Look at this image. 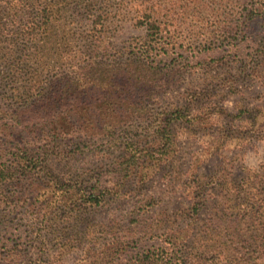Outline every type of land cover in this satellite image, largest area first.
I'll return each instance as SVG.
<instances>
[{
  "label": "rangeland",
  "instance_id": "rangeland-1",
  "mask_svg": "<svg viewBox=\"0 0 264 264\" xmlns=\"http://www.w3.org/2000/svg\"><path fill=\"white\" fill-rule=\"evenodd\" d=\"M45 9L54 12L56 25L53 34L47 28L36 40L45 87L79 71L90 57L107 64L145 58L166 72L156 78L147 73L155 78L149 86L61 80L48 104L56 96L65 104L61 111L89 104L84 113L97 125L112 112L123 113L122 133L147 147L156 145L164 114L176 106L190 114L172 123L169 152L141 160L118 186L105 180L102 168L123 147L82 154L62 141L47 169L24 182L23 189L33 187L32 204L29 191L9 198L0 191V231L21 229V235L12 229L8 242L0 232V264H111L116 257L115 264H131L145 246L164 244L170 233L188 240L192 264H264V0H0V107L17 94L9 86L15 81L7 46L13 40L30 44L16 28L45 21ZM148 20H157L162 31L141 54L142 44L155 36ZM17 79L24 90L30 77ZM104 97L111 100L106 112L97 105ZM38 108L32 123L45 120L46 109ZM61 111L46 118H62ZM75 111L71 116L78 119ZM134 114L140 118L126 124ZM100 132L84 134L97 140ZM98 180L103 196L91 205L83 194ZM62 182L74 190L59 189ZM249 192L256 197L248 204ZM196 202L201 207L195 211Z\"/></svg>",
  "mask_w": 264,
  "mask_h": 264
},
{
  "label": "trees",
  "instance_id": "trees-1",
  "mask_svg": "<svg viewBox=\"0 0 264 264\" xmlns=\"http://www.w3.org/2000/svg\"><path fill=\"white\" fill-rule=\"evenodd\" d=\"M53 14L54 12L45 9L43 15V17H46L45 21L35 18L34 20L22 22L23 28H16L15 33L17 37L23 36L27 38L30 44L28 42L22 44L13 40L9 42L10 46H7L8 52H6L8 68L12 70L11 77L15 81L9 85L12 92L11 95L14 96L13 93L15 91L17 94L13 98L7 97L3 100V105L0 107V120H4L3 123H0V191L3 192L5 198L14 196L17 193L27 196L29 191L27 197L30 204L33 203L36 196L35 193L32 194L33 187L23 189L27 176L40 175L43 170H46L48 160L52 157V154H55L56 148L61 145L62 141L70 143L68 146L71 147L73 152L82 154L96 150L105 151L116 146L123 147L125 151L118 158L112 160L110 166H103L104 168H102L106 169L104 173L105 180H109L115 186H118L131 176L132 171L138 167L141 160L152 161L167 154L174 144L171 131L172 123L182 120L190 114L187 108L178 106L164 114L160 118V124L155 131L156 145L147 147L142 145L141 142L134 141L133 137L127 135V133L125 135L122 133L124 124L121 125L120 120L124 119L123 113L112 112L113 117H109L108 122L97 125L84 113V110L90 107L89 104L83 107L71 108L68 111H61L65 104L60 103V96L54 97L55 101L48 104L50 93L57 91L54 87L61 80H66L73 84L74 82H82L85 79H92L93 83L99 87L103 85H111L113 87L124 84L149 86L154 85L153 82L157 76L166 73L162 66L151 64L152 62L145 60V58L130 57L125 60H113V62L107 64L104 61L90 57L87 65L78 67L79 71L76 69L72 73V70L69 73H64L58 78L57 83H49L48 87H45L42 78V66L39 60L41 45L37 44L36 40L39 34H44L48 31L47 28L50 33L55 31L56 25L52 19ZM11 21H14V19ZM247 21L245 18L243 23H247ZM43 22L47 25L46 28L43 26ZM146 23L149 30L154 29L155 36L152 34L153 40L149 44H142V47L138 50L141 54L149 51L148 46L157 40L158 35L162 31L157 20H148ZM37 28H40V30L36 31ZM96 41H98L99 47L104 43L102 39H97ZM147 73H151L155 78L148 76ZM24 76H29L30 79L27 80L29 84H26L23 90L20 86H17L16 79H21ZM162 79L163 77H161ZM92 90L96 91V89ZM110 102V99L104 97L97 105L101 107L102 112H106L104 106L105 104L109 105ZM130 104L135 105L133 102ZM41 106L46 109V113H44L45 120L32 123V113L41 112L38 108ZM55 109L61 111L64 117L46 118V115L51 114ZM71 110H76L75 112L79 116L78 119L77 117L72 118ZM139 118V115L134 114L127 118L129 120H126L125 123L133 122ZM93 129L103 131L97 134V140L84 134V131ZM100 182V180L96 181L89 187V191L84 192L83 197L87 203L94 205L101 201L103 192L101 191V194L98 192L101 190ZM57 186H61L59 189L67 193L74 190L73 185L69 182H62L57 184ZM12 190L13 193L10 194ZM5 191H9L8 194ZM200 196V203H203L201 205L203 207L206 202V196L203 194ZM255 197V194L249 192L246 194L245 200L249 204V199L254 200ZM201 206L199 202H196L193 210L196 211ZM54 212V210L50 213L45 212L42 217L46 218L48 215H53ZM14 228L21 235L20 227L17 225ZM14 228L10 227L8 230L0 231L4 232V236L8 237L4 242H8ZM123 251L125 252L126 250ZM193 253V249L189 248L186 238L180 237L179 234L173 235L170 233L169 235L167 234L164 244L155 243L145 246L135 257H132L131 264H192ZM116 258L118 259V257ZM116 258L110 259L111 264H115Z\"/></svg>",
  "mask_w": 264,
  "mask_h": 264
}]
</instances>
